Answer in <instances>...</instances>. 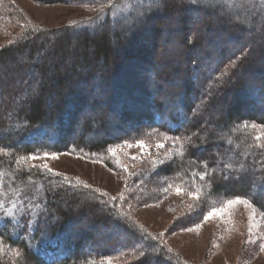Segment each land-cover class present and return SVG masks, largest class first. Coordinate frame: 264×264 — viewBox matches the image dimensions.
<instances>
[{
  "label": "trees",
  "instance_id": "trees-1",
  "mask_svg": "<svg viewBox=\"0 0 264 264\" xmlns=\"http://www.w3.org/2000/svg\"><path fill=\"white\" fill-rule=\"evenodd\" d=\"M36 1L50 4L70 0ZM96 1L76 0L73 3L92 5ZM239 1L203 0L200 6L193 5L191 0H183L180 4H177V0H130L125 5L114 3L115 10L112 8L108 11L93 27H79L74 30L76 32H70L67 36L60 34L57 40L29 31L18 42L0 50V149L7 153H0V247L3 248L0 251V264H107L106 260L125 254L126 257L135 259L129 264H170L155 253L156 247L159 246L162 250L164 247L149 240L146 234L135 232V229L129 233L126 231L131 228L124 223L125 216L115 208L108 207L109 202L103 195L70 178L65 179L64 176L38 167L33 168L29 165V160L18 162L22 156L54 153L62 149L69 153L99 156L106 154L120 140L127 142L134 137L130 138L123 132L125 138L115 140L103 137L90 144L87 137L93 136V125L100 126L102 122L109 123L119 132L121 130L117 127L123 121L130 123H127L125 129L128 128L131 132H136L137 128H150L158 135L181 137V143L184 137L190 138L191 143L185 144V155H174V162L164 165L165 170L170 169L165 174L170 176L183 173L187 177L193 171L198 172L201 168L192 170L188 164L190 160L196 161L200 167L207 163L210 169L215 167L218 158H221V167L224 163H231L234 169H239L243 164L248 171L240 175L239 181L234 173L232 178L224 180V186L228 190L221 191L217 184L221 179H217L210 188H205V196L216 198L214 201L219 202L244 195L254 204L258 203L257 198L262 196L264 190V148L257 147L259 142L254 139V133L259 128L254 130L239 126L252 123L258 127L264 126V55H259L261 52L256 51L264 45V15L259 14L254 6ZM3 2L0 7L1 18L9 13L6 10L8 6ZM206 4H211L215 10H208ZM221 4L231 7L221 9L218 7ZM184 7L194 13L193 18H200L202 24L197 25L194 19L182 16ZM208 11L214 12V17L208 18L209 13L205 14L207 18L201 17V13ZM216 14L227 15L228 19L223 17L218 21ZM175 16L179 17L178 24L186 34L181 46L186 49V65L189 67L190 64L185 72L187 88L182 87L185 94L178 100L173 103L168 101V105L161 106L159 94L150 86L152 78H145L129 90L131 81L128 78L132 73H128L127 64L123 62L139 57L136 55L142 45L149 47L150 44L152 50L160 49V55L169 53L171 48L177 49L168 40L167 46L162 49L159 44H155L158 40L154 43V35H158L159 31L174 28L172 20ZM186 26L195 29L190 33ZM103 28L104 31L101 30ZM208 30L213 33H210V38H205ZM88 31L93 35L101 31L102 37L98 40L90 38L85 34ZM212 34L214 37L211 39ZM79 35V40H74V36ZM109 37L114 41V47L110 45ZM207 39L212 41L211 44L213 41L217 42L218 48L223 46V55L224 49H228L225 56L218 60L221 64H217V67H213L215 59L212 55L218 56L219 51L215 45L206 42ZM76 43L80 44V48L76 47ZM70 48L79 49L82 57L77 50L75 53L70 52ZM234 51L238 55L230 58ZM59 55H67V59L58 61ZM115 58L116 62L122 64L112 65ZM39 59L43 60V65L37 64ZM79 60L80 65L77 63ZM69 63L72 65H68ZM192 64H195L194 67ZM76 65L81 68V73L75 69ZM163 70L157 72L152 68L153 78L167 81L172 74ZM94 74L97 75V83L92 84ZM7 77L15 79L17 83L16 93L19 96L16 99L13 90L9 94H13L14 99L6 92L9 80ZM198 80L201 81V86L196 90L194 82ZM88 87H91L97 97L113 90L112 98L105 103V106H112L114 109L110 111L112 117L107 115L106 118H100L101 123L100 120H87L85 127H82L83 135L80 139H71L70 131L75 126L80 128L78 120L76 123L74 121L80 110L88 108L90 103L93 111L99 106L105 109L99 102V97L91 96L93 91H88ZM19 90L22 91L21 94ZM3 94L8 96L3 99ZM84 96L86 99L82 101ZM203 96H206L205 101L201 100ZM219 97L223 98V105L227 104L226 116L222 121L219 119L210 123L209 117H219L218 113L215 114ZM201 105H204V110L209 111V106L216 110L212 112L213 109L210 108L209 114L203 112L194 120ZM223 105L220 103L219 107L223 108ZM100 111L104 113V110ZM221 111L222 109L219 110ZM202 120L206 121L203 127L206 123L209 130H203L202 124L198 125L199 128L197 125V128L194 127L195 123L199 124ZM203 135L205 142L209 144L219 142L218 150L212 146L203 147ZM206 149L210 153L214 151L212 153L217 158L213 154L205 159L199 157ZM106 162V165L117 168L112 158L106 159ZM213 174L220 176L223 173ZM197 179V183H204ZM252 185L254 187L251 191ZM80 192L91 196L96 208L92 205L82 206L79 202L81 199L77 196ZM209 192L211 195H208ZM216 192L218 193L215 194ZM75 205L83 208H76ZM98 205L103 207L102 210ZM75 209H81V216L87 214L86 225L93 224L96 228L111 230L110 226L115 223L123 230L127 241L122 245L88 249L84 240L92 239V234L85 226L77 223L76 216L80 213H76ZM95 209L103 214L97 215ZM9 211L11 215L7 214ZM99 236L102 238L103 234ZM142 237L147 239L142 240ZM135 241L139 242L135 244ZM140 241L143 242L141 245ZM144 250L146 253L141 257L140 252ZM16 252L21 255L15 261Z\"/></svg>",
  "mask_w": 264,
  "mask_h": 264
},
{
  "label": "rangeland",
  "instance_id": "rangeland-1",
  "mask_svg": "<svg viewBox=\"0 0 264 264\" xmlns=\"http://www.w3.org/2000/svg\"><path fill=\"white\" fill-rule=\"evenodd\" d=\"M1 1L2 0H0V7L3 6V1ZM6 1L7 2L5 3L8 6L6 10H8L9 13H5V16H3V18H1L0 16V50L8 47L9 45H13L14 43H16V41L18 42V40L21 39L24 34L29 31L42 33L49 37L51 40H57V37L60 34H62L63 36H65L66 34L67 36V34H69L70 32H76L74 30L79 27H93L94 24H96L98 21H95L94 23H89V21H94L97 17V9L99 8L100 3H104L105 5L108 3V0L107 2L96 1V4L93 3L92 5L73 3V1L76 0H70L64 3L50 4H45L36 0ZM129 1L130 0H113V3H120V5H125L129 4ZM179 1L180 0H177V4L183 2V0H181V2ZM239 2L246 3L249 6H254V8H257V11H259V14L264 15V0H240ZM119 7L120 6L118 5L117 8ZM115 8L116 7H113L114 10ZM184 8L185 9L183 10V13L185 14L182 13V16L194 19V22H196L197 25L202 24L200 23V18H193L195 15L192 11H188L189 8ZM111 9L105 7V14L101 19H103ZM207 13H209L208 18L214 15V12L208 11L205 13H201V17L203 16L207 18V16H205V14ZM217 15L218 14H216V16ZM163 17L166 16L164 15ZM223 17L228 19L227 15L221 14H219L216 18L218 21H220L221 19H223ZM161 19L159 21H161ZM172 21L174 24V28L159 31L158 35H154V43L155 40H158L159 42L155 44H159V48L162 49L167 46L168 40L172 44H174L177 49L171 48L169 53H162L160 55L158 51L160 49L157 50L155 48L154 50H152L153 47H150V44H148L149 47H145L144 45H142L141 49H138L139 53H137L136 55L139 57H136L130 61L124 60L125 62H123L127 64L126 70H128V73H132L130 74V78H128L131 81L129 90L131 91L132 88L136 87L140 82L145 80V78H152L150 80V86H152L153 89H156L155 91L157 92V94H159L158 97L161 100V106L163 104L168 105V101H172L173 103L174 101L178 100L179 97H182L183 94H185L183 93L184 91H182V87L187 88V83L185 81V72L190 67V64L188 67L185 62L187 55L186 49H183L181 46V44H183L184 42V37L186 34L185 32H182V26L178 24L180 22L179 17L175 16ZM144 25H146V23ZM186 27L188 28V31L190 33L191 30L195 29V27H193V29L192 27ZM104 29L105 28L101 30L104 31ZM89 31H91V29ZM89 31L85 34L90 38H96L98 40L102 37L101 31L96 35L91 34V32ZM210 33L213 32H210V30H208V32H206L205 34V38H210ZM212 37H214V34L211 35V39ZM78 38H80V35L74 36V40H79ZM109 41L110 45L114 47V41L111 37H109ZM206 42L210 44L212 43V41L208 39ZM216 44L218 43L215 41H213V44H211L213 46L215 45V47L219 51V54L217 53L218 56L212 55V57L215 59L213 61V67H217V64H221L218 60L224 57L225 53L228 52V49H224L223 55L221 51L223 46L218 48V45L216 46ZM76 47L80 48V44L78 45V43H76ZM76 50L80 57H82V55L79 53V49L70 48V52L75 53ZM194 50L195 49H192V52H195ZM92 51L94 52V50ZM256 51L261 52L259 53V55H264V45L258 47ZM236 54L238 55V53L236 52L230 55V58H232ZM219 55H221V57ZM66 56L67 55H59L58 61H60L62 58L67 59ZM70 56L71 55H69V57ZM115 60L116 58L112 60V65L122 64V62H116ZM42 63V59L41 61L40 59L37 61L38 65H43L44 63ZM77 63L78 65H80V60ZM68 65L72 64L69 63ZM192 65L194 67L195 64ZM110 68L113 69V66H110ZM142 68L144 70H141ZM152 68H155V71L157 72L164 69L163 71H169L172 75L167 81L164 80L163 82V79L160 80L158 77H156V79L153 78V73L151 71ZM75 69H77V71L79 72L81 71V68H77V65ZM112 69L110 71H112ZM56 74L57 72L55 73V75ZM7 78L9 79V77ZM96 79L97 75L94 74L91 83H97ZM200 82L201 81L199 80L194 82L196 90L200 89ZM16 84L17 83L15 79H9L8 89L6 90V92H8L9 94L10 91L13 90L14 93H16L18 91V89L16 88ZM118 87L121 88V86ZM90 88L88 87L89 90H87L90 92L93 91ZM157 88H159V90H157ZM21 92L22 91L19 90L20 94ZM7 96L8 95L3 94L2 98L4 99ZM13 96V94H9V97H11L12 99H14ZM18 96L19 94L16 93L15 99ZM91 96L93 98L99 97V99L103 103L101 101L99 102L102 106H104L105 109H102L99 106L98 109L93 111L90 103L88 108H84L85 110H80L78 112V115L76 116L77 119L74 120L75 123L76 120H78L77 125H79L80 128H77L75 126L76 129L73 128L70 131L71 139H80V137L83 135L82 127H85L87 120H94L96 122L100 120L101 123L100 118H106L107 115L108 117H112L111 112L114 109L112 108V106H105V103L112 98L113 90H109L106 94L98 97L93 91ZM83 99L85 100L86 96L82 98V101ZM201 100L205 101L206 96H203ZM222 100L223 98L220 97L219 100H217L219 104L221 103V106L223 105ZM99 102H97V104H99ZM219 104L217 112L215 113H218L219 117H209L208 120L210 123L218 121L219 119H221L222 121V118L226 116L225 114L228 110V107H226L227 104L223 105V108L219 107ZM210 108L211 107L209 106V111L204 110V105H201L200 110H198L197 112L198 115L194 117V120L199 118L203 112L208 113L211 111V109H213L212 112L216 110L214 107L211 109ZM221 109L222 111L219 112V110ZM100 110H104V113H101ZM204 122L206 121L202 120L199 124H196L194 122L195 126H193L197 128L196 125L198 126L202 124L203 127ZM127 123L130 124L129 122L125 123L121 121L118 125L117 128L120 129L121 132L114 129L113 126L109 123L104 124V122H102L100 126L99 124L93 125V129L95 132L93 133V136L87 137L88 142L91 144L95 143L97 140L103 137L115 140L125 138L123 132H126V135L130 136V138L134 136L127 142L120 140V143H117V145L111 147L110 149H116L115 154L108 151L106 154L94 156L92 154L87 155L84 153H69L62 149L54 153H47L49 154L48 156H45V154L34 155L42 157V159L29 160L28 163L30 166L35 164L40 169H44L43 165L47 164L48 168H50L52 170L51 172L53 173H59L60 176L70 178L75 182H77V179H79V181L82 182L79 183L81 186L84 187V185H89L90 187L86 188L92 189L93 191L95 189H98L99 191H95L96 193H107V195L103 196L109 202L108 207L115 208L116 210L121 212L125 216V219H123L124 223H126L131 228H127L129 230H125L129 233L130 231L132 232V229H135V232H139L140 235L146 234V236L150 238L149 240H151L152 242L156 241L160 246L164 247V250L158 248L159 246L156 247L155 253L157 254V256L165 258L166 261L170 264H264V252L259 251L258 243L256 245L249 244L247 245V248H245V242L249 238L247 229L249 226L248 217L251 214V209H248L243 205L236 206L233 210H231V216L225 217V220L230 221L229 223H222L219 218H213L208 222L203 223L198 232L181 231L182 228L193 227L194 224L200 223L202 221L203 214L210 210L212 203L215 202L216 206H219V202L214 201L216 200V198L205 196V199L200 203V207L195 211L189 212L188 206L193 204L192 199L187 196H177L174 189L170 190L168 193H164L163 188L167 187L168 184H180L182 181H188V179H192L190 174L187 177H185L183 173L177 175L174 169L173 173L175 174H173L172 176H170V174H165V172L170 171V169L168 171L164 169L166 168V166L164 165L169 163V161H166L163 165L158 163L159 160L165 159L166 153H169L171 151L174 154L176 148H178L179 146L176 145V147H173L171 140L165 141L164 135H158L157 132L149 130L150 128H137L136 132H131V130H129L128 128L125 129ZM205 125L203 128H201L203 130L204 128L206 130H209L210 128L208 127V125ZM258 128L259 129L254 133L255 136L260 134V131L262 128H264V126H259ZM127 131H129V133H127ZM6 132L9 134L11 133L10 131ZM138 140H143L145 142V145L148 146L146 150L142 151L140 148L135 146L136 141ZM201 140H203L201 142V145L203 147L212 146L213 148H216V150H218L217 148L220 146L219 142L215 144H209L208 142H205L204 135L202 136ZM159 142H163L165 144L164 149H157L156 145ZM259 143H264V138H262ZM129 144L133 146L128 147L127 145ZM212 152L214 151H211L210 153V151L206 149L202 154H199L198 156L205 159L206 156H210V154H213L214 156L215 153ZM53 156H55L56 158H52ZM133 156L137 158L135 161L131 159V157ZM214 157L217 158V156ZM110 158L113 159V163L117 166L116 169L104 163L106 162V159L108 160ZM233 159L234 158H232V160ZM153 161H157V163L154 164ZM121 165H126L128 170L125 171L124 168L121 167ZM189 166L192 170H195L194 168L198 170L199 168H201L200 166L197 167L190 164ZM240 179L241 178H239L238 181ZM197 181L199 180L197 179ZM220 181L221 182L217 183L219 185L218 189L221 191L223 189L227 191L228 189L224 186V179H221ZM253 185L250 188L251 191L253 190ZM217 193L218 192H216L215 194ZM77 194L78 198L81 199V201L79 202H81L82 206H84V204L85 206H96L95 203H92V198L91 196H88V194H85L84 192H80ZM121 194H123L125 199H120ZM113 196L117 197V199H110ZM236 197L246 198V196L244 195H239ZM257 199H259V201L258 203L256 202L254 206L256 207L258 213H262L264 212V190L262 192V196H258ZM145 202L150 206L146 207ZM75 206L76 208H83L79 207L78 205ZM98 207H100L99 209L103 208L99 205ZM75 211L76 213H80L81 209H75ZM96 213L97 215L103 214V212L100 210L98 211V209L96 210ZM78 215L76 216L77 223L81 224V226L83 227L85 226L86 230L90 232V235L92 234V239L87 238L84 240V243L88 246V249L95 247L104 248V246L108 245H122L127 241V239L124 238L126 235L124 234L123 230L115 223H112V225L110 226L111 230H105L103 227L96 228V226H94L93 224L86 225L87 217L85 216L87 214H85V216H81V213ZM256 223L259 225V227L254 228L253 232L264 233V219H262L258 215L256 218ZM70 231L73 232L72 229H70ZM99 234H103L102 238L99 236ZM151 237H156V239L153 240L151 239ZM221 237H223V239H221ZM138 242L139 241H135V244H137ZM142 243L143 242H141L140 245ZM168 249H171V251L169 252ZM88 253L89 251L85 254ZM148 253L155 254L151 251H148ZM19 257H15V261L18 260ZM133 260L135 259L128 258L125 254L124 256L106 261L107 264H109V262L110 264H129ZM19 264L21 263L19 262Z\"/></svg>",
  "mask_w": 264,
  "mask_h": 264
},
{
  "label": "snow or ice",
  "instance_id": "snow-or-ice-1",
  "mask_svg": "<svg viewBox=\"0 0 264 264\" xmlns=\"http://www.w3.org/2000/svg\"><path fill=\"white\" fill-rule=\"evenodd\" d=\"M99 2V0H97ZM191 3L196 6H200L203 3V0H191ZM105 7H108L109 9L116 7V5L113 3V0H108V3L105 5L104 3H100L99 8L97 9L98 15L95 18L94 21H89V23H94L95 21L101 20L102 16L105 14ZM205 7L208 10H215V7H213L211 4H206ZM221 9H228L231 6L227 4H221L218 5ZM240 128H248L251 127L252 129H257L258 125L255 123L249 124H243L239 126ZM262 138H264V128L261 129L260 134L255 136V140L259 142ZM165 141H172L173 147H176V145H179L178 148H176L175 153L173 154L171 151L169 153L165 154V159L159 160L158 163L163 165L166 161L174 162L173 155H177L180 157H183L185 155V152L187 151V148L185 147V144H190V138L184 137L183 143H181V137H164ZM128 147H132L133 145L129 144ZM136 147L140 148L142 151L146 150L148 147L145 145V142L143 140L136 141L135 144ZM257 147L264 148V144L257 143ZM157 149H164L165 144L163 142H159L156 145ZM110 152L115 154L116 149H109ZM0 153L7 154L3 152V149H0ZM49 154H45V156H48ZM52 158H56L53 156ZM42 159V157L38 156H27V157H19V161H26V160H37ZM133 161H135L137 158L135 156L131 157ZM153 163H157V161H153ZM190 165H195L199 167L200 165L196 164V161H189ZM33 168L37 167V165L33 164ZM121 167L124 168L125 171H127L126 165H121ZM44 169H47L49 172L52 170L48 168L47 164L43 165ZM248 169L245 168L243 164L240 165L239 169H234L233 164L231 163H224L223 167H221V158H218L215 164L214 168H209L207 163L201 167V170L196 172L193 171L191 173L192 179L190 181H182L180 184H168L167 187L163 188L164 193H168L170 190L174 189L175 194L177 196H187L190 199L193 200V204L188 206L189 212L195 211L200 207V203L205 199V188H210V186L217 180V179H224L227 180L229 178L233 177V174L235 173V178L239 179L241 174H246ZM213 173H223V175L215 176ZM55 175H60L59 173H55ZM198 178L199 181L204 182L203 184H199L196 182V179ZM67 179V177H65ZM77 183H82L77 179ZM84 187H90L89 185H84ZM127 187V185H126ZM94 191H99L98 189H95ZM101 195H107V193H101ZM208 195H211V192L208 193ZM110 199L116 200L117 197L113 196ZM120 199L123 200L125 197L123 194L120 195ZM243 205L248 209H251V214L249 215V226H248V233L249 238L245 242V248H247V245L252 244L256 245L258 243L259 251L264 252V233H254L253 229L258 228L259 225L256 223V218L259 215L262 219H264V212L258 213L256 207L254 206V203L249 198H242V197H235L232 199H224L222 201H219V206H216V203L213 202L212 206L210 207V210H208L205 214H203L202 221L200 223L194 224L193 227H187L182 228L181 231H187V232H198L200 228L202 227L203 223L208 222L210 219L213 218H219L222 223H229L230 221L225 220V217L231 216V210H233L236 206ZM145 206L148 207V205L145 202ZM0 207H2V204H0ZM8 215H11L12 213L9 211L7 213ZM175 234V233H173ZM142 240L147 239V237H142ZM151 239L155 240L156 237H151ZM223 239V237H221ZM0 251H3V248L0 247ZM155 251V249H153ZM170 252L171 249H168ZM243 251V250H242ZM15 255L19 257L21 254L19 252H16ZM145 255V252L141 251L140 256L143 257ZM110 264V262H109Z\"/></svg>",
  "mask_w": 264,
  "mask_h": 264
}]
</instances>
